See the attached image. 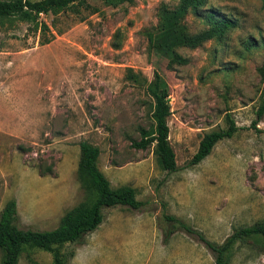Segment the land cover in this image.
I'll list each match as a JSON object with an SVG mask.
<instances>
[{"label": "rangeland", "instance_id": "374dc122", "mask_svg": "<svg viewBox=\"0 0 264 264\" xmlns=\"http://www.w3.org/2000/svg\"><path fill=\"white\" fill-rule=\"evenodd\" d=\"M179 2L84 0L37 21L0 18V211L15 199L18 228L49 230L89 200L80 141L99 147L97 165L112 188L131 186L143 202L137 210L103 208L97 229L62 248L65 264H214L180 222L217 243L264 223V114L256 115L264 99V5L207 0L206 9L236 27L222 39L177 47L186 62L169 66L149 36ZM180 23L191 35L208 27L193 11ZM155 72L169 93L173 171L159 166L153 145H132L141 129L153 130L147 85ZM226 115L236 132L190 164L203 134L227 126ZM230 263L264 264V240L234 243ZM18 264L53 263L50 253L27 248Z\"/></svg>", "mask_w": 264, "mask_h": 264}, {"label": "trees", "instance_id": "16d2710c", "mask_svg": "<svg viewBox=\"0 0 264 264\" xmlns=\"http://www.w3.org/2000/svg\"><path fill=\"white\" fill-rule=\"evenodd\" d=\"M264 5V0H260ZM84 0H0V18L18 16L24 20L37 21L40 13L57 14L65 9H73ZM207 0H180L179 5L171 11H163L160 16L159 31L149 36V43L157 52L168 58V65L185 63L186 58L175 50L179 46L196 47L203 41L224 38L236 27L237 22L220 14L218 11L206 9ZM188 11H193L208 24V27L198 33L188 34L184 30L181 19ZM41 27H46L40 21ZM154 103L151 118L153 130L141 129L139 140L132 145L146 148L153 145L159 166L166 171L176 168L175 154L170 146L167 116L170 113L169 93L161 84L157 72L154 80L147 85ZM264 114V99L256 111L257 119ZM227 126L203 134L190 164H197L208 156L215 144L225 138H230L237 130L233 118L226 115ZM80 161L79 175L90 192L89 200L65 212L58 225L49 230H34L18 228L14 221L17 216V203L9 199L0 211V249L2 252L0 264H18L21 253L27 248H35L51 254L53 264H65L62 248L69 243L80 242L82 238L93 232L103 220L102 209L117 205L140 209L143 202L136 198L135 189L128 185L117 188L110 186L109 180L99 169L97 159L100 154L98 146L87 141L79 142ZM175 221L174 218L168 217ZM185 231L196 234L197 238L210 249L214 264H231V251L234 243H246L250 239L264 240V223H255L238 227L222 242L217 243L207 239L202 233L179 223ZM170 229L166 232L170 234Z\"/></svg>", "mask_w": 264, "mask_h": 264}]
</instances>
